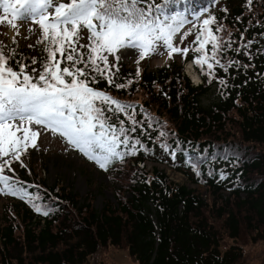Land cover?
<instances>
[{
  "label": "trees",
  "instance_id": "obj_1",
  "mask_svg": "<svg viewBox=\"0 0 264 264\" xmlns=\"http://www.w3.org/2000/svg\"><path fill=\"white\" fill-rule=\"evenodd\" d=\"M210 1L193 4L206 7ZM183 7L170 5L167 11ZM212 14L224 25L221 35L231 33L232 49L222 58L239 66H215L211 80L206 71L203 84L193 86L182 72V63L193 59L191 50L160 69L116 61V82L131 78L132 83L116 89L101 80L95 86L132 105L129 111L140 123L130 135L147 153L140 149L113 163L118 165L119 186L113 201H105L99 210L91 194L80 202L70 187L48 185L41 169L20 167L18 180L51 211L37 213L24 200L5 195L0 264H119L120 253L134 264H264V257L253 258L248 251L264 242V0H221ZM244 45L250 56L244 55ZM238 46L240 52L235 51ZM9 48L25 63L36 57L31 67L38 68L44 55L33 41L6 45L5 53ZM8 63L16 67L13 60ZM212 86L216 96L203 104ZM161 129L169 133L160 139L170 148L175 140L180 143L175 158L160 148ZM198 154L199 175L185 163L197 160ZM236 156L241 159L233 166ZM139 162L145 163L143 168ZM160 164L181 172L191 187L169 180ZM221 171L228 176L220 179ZM196 186L205 189L204 196Z\"/></svg>",
  "mask_w": 264,
  "mask_h": 264
},
{
  "label": "snow or ice",
  "instance_id": "obj_2",
  "mask_svg": "<svg viewBox=\"0 0 264 264\" xmlns=\"http://www.w3.org/2000/svg\"><path fill=\"white\" fill-rule=\"evenodd\" d=\"M180 4L184 5L183 10L167 11L170 5ZM0 8L11 15L12 22L30 20L38 25L40 36L36 44L43 42L44 45L38 68L31 67L37 64L36 57L29 64L15 59V49L9 48L5 53L0 48V195L24 200L43 215L51 208L28 192L15 178L12 168L14 162L25 167L22 156L29 148L37 147L41 132L58 135L66 142L65 151L75 149L105 171L114 162L122 163L125 157L136 155L140 149L148 151L139 139L130 135L140 123L129 111L132 105L95 86L101 80L116 89L132 83L131 78L124 83L116 82L117 72L112 70H118L119 50H138L141 59L160 50H166L169 58L179 53L183 59L191 50L194 65L201 75L207 71L209 80L213 78L215 66L224 70L233 64L239 66L237 61L225 60L221 55L232 49L231 33L221 35L224 25L217 23L213 14L201 18L209 10L194 5L193 0H161L160 3L154 0H0ZM5 18L0 15V21ZM185 25L189 27L181 32ZM31 27L30 24L29 31ZM84 30L87 43H80ZM193 32L189 45L180 47L174 43L178 33L179 41L183 42ZM15 42L13 38L12 43ZM242 47L244 55L250 56L247 45ZM235 51L240 52L241 46ZM9 60L14 61L15 68ZM139 75L137 67L135 76ZM217 80L224 84L222 78ZM168 135L167 131L159 130L157 141L164 152L175 158L180 143L177 139L175 147L170 148L160 139ZM240 159L236 156L231 164L234 166ZM185 163L200 174L199 154L197 160L188 159ZM219 175L224 179L228 173L221 171ZM235 175L240 178V173Z\"/></svg>",
  "mask_w": 264,
  "mask_h": 264
},
{
  "label": "rangeland",
  "instance_id": "obj_3",
  "mask_svg": "<svg viewBox=\"0 0 264 264\" xmlns=\"http://www.w3.org/2000/svg\"><path fill=\"white\" fill-rule=\"evenodd\" d=\"M0 15H4L6 18L0 21V37L7 40H13L17 38L19 40H26L32 37H38L40 30L38 25L32 24L30 20H16L11 21L9 13H4L0 8ZM205 15L202 14V17ZM190 18V17H189ZM13 23L15 27H13ZM32 25L31 31H29V25ZM189 27L185 25L183 32ZM179 33L177 34L174 43L179 44L180 47L189 45L194 38V32L190 33L183 42L179 41ZM174 54V53H173ZM118 55L124 62L131 64L141 59L138 55V50H119ZM150 65L156 69L168 64L170 58L167 55L166 50H160L158 54H152ZM145 56L144 58H147ZM112 61V58L109 57ZM188 72L187 66L184 67ZM191 76V71L188 72ZM192 77V76H191ZM198 83L197 80H194ZM216 93L215 90H211L210 93L203 98V103L210 102ZM66 142L62 141L58 135H52L50 133L41 132L37 138V147L29 148L27 154L22 156V160L26 165L41 169V177L46 180L48 185L55 183L63 186L70 187L73 193H76L80 202H85V198L88 194L92 196V205L96 209H100L105 201H113V194L119 186V178L115 168H108L106 171L99 169L94 162L88 161L82 154L75 149H69L65 151ZM19 163V162H18ZM15 164V162L13 163ZM12 164V168H13ZM20 165V163H19ZM15 178H17L18 168H13ZM20 170V169H18ZM12 175L11 173H8ZM169 176L179 183L184 182V178L180 174L169 172ZM196 189L204 196V188L197 186ZM2 202L0 195V215L2 212ZM5 202V201H4ZM253 258L264 257V242H259L256 248H250L248 250ZM116 260L119 264H134L131 259L125 258L124 255L116 256Z\"/></svg>",
  "mask_w": 264,
  "mask_h": 264
},
{
  "label": "bare ground",
  "instance_id": "obj_4",
  "mask_svg": "<svg viewBox=\"0 0 264 264\" xmlns=\"http://www.w3.org/2000/svg\"><path fill=\"white\" fill-rule=\"evenodd\" d=\"M188 72H190V71H188ZM192 77H193V79H194V80H196V79H197V77H196L195 75H192Z\"/></svg>",
  "mask_w": 264,
  "mask_h": 264
}]
</instances>
